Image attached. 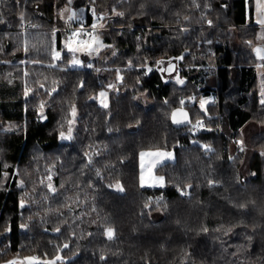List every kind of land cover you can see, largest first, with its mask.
Returning a JSON list of instances; mask_svg holds the SVG:
<instances>
[{"label":"trees","instance_id":"16d2710c","mask_svg":"<svg viewBox=\"0 0 264 264\" xmlns=\"http://www.w3.org/2000/svg\"><path fill=\"white\" fill-rule=\"evenodd\" d=\"M67 2L0 0V264H264V131L238 142L264 125L253 0H78L107 26L91 67L54 32ZM147 150L175 154L163 188L141 186Z\"/></svg>","mask_w":264,"mask_h":264},{"label":"rangeland","instance_id":"374dc122","mask_svg":"<svg viewBox=\"0 0 264 264\" xmlns=\"http://www.w3.org/2000/svg\"><path fill=\"white\" fill-rule=\"evenodd\" d=\"M78 0H68L65 7L60 12L61 19L65 22L64 26H66L67 21H77L82 19H87L88 9L86 6H78ZM254 4V13H253V21L256 26L259 27L258 31V41L261 46L264 47V23H258V21L264 20V0H253ZM90 12L94 11L101 17V22L98 25V33L89 35V38L86 41H80V31L78 30H65L67 34L64 36L63 45L64 50L69 54L70 64L73 67H81V66H93V60L98 56L100 50H102L105 46L103 40L100 36V33L107 29L106 23H103V14L97 12L93 5L90 7ZM89 12V14H90ZM59 27V28H63ZM63 30V29H62ZM56 32L59 29L56 28ZM64 31V30H63ZM233 44L236 43V37H233ZM91 44V47H87L86 45ZM69 48L76 49L75 51H69ZM61 58V53H55V62L50 67H57V60ZM73 59L80 61L79 64H73ZM167 66V65H165ZM49 67V66H48ZM150 71V69H148ZM257 74H258V89H259V101L261 103L264 100V60H260L257 65ZM121 80V76L118 77ZM103 96L101 94L97 97V101L102 106L108 105V93L103 92ZM214 100L213 96L203 97L201 100V104L205 106L207 103L212 102ZM264 104V103H263ZM44 111V106H41L40 112ZM77 115L74 112L73 118L71 120V125L69 131L63 133L60 137L61 141H69L72 138V135L77 127ZM264 131V125H257L254 123H248L245 125L241 131L242 135L240 140L238 141L243 150L248 149L249 141L251 137L259 132ZM234 146V145H233ZM248 152V151H247ZM158 153H165V156H158ZM250 156V154H249ZM175 160V154L173 151L169 150H147L143 151L140 154V183L142 187L147 188H163L165 187L164 179L155 174V168L158 165H161L166 162H171ZM247 164V161L245 162ZM52 178V177H51ZM26 258H35L36 264H52L56 259H48V258H37L34 256L17 258L15 261L23 262V264H29V260Z\"/></svg>","mask_w":264,"mask_h":264},{"label":"built area","instance_id":"2783aa9c","mask_svg":"<svg viewBox=\"0 0 264 264\" xmlns=\"http://www.w3.org/2000/svg\"><path fill=\"white\" fill-rule=\"evenodd\" d=\"M89 21L86 19H80L75 21H67L66 22V26L63 28H57L59 30H78L80 31V41H86L89 38V35L92 34H97L98 33V25L101 22V17L99 14H97L96 12L92 11L89 14ZM35 27V26H34ZM56 28L54 29V32ZM183 101H193L194 97H189V98H182ZM205 127V122L204 121H200L198 122L196 125H194L192 127V131L194 133H198L201 129H203ZM163 197V193H160L158 196V199Z\"/></svg>","mask_w":264,"mask_h":264},{"label":"water","instance_id":"95a60500","mask_svg":"<svg viewBox=\"0 0 264 264\" xmlns=\"http://www.w3.org/2000/svg\"><path fill=\"white\" fill-rule=\"evenodd\" d=\"M256 48H260L262 50H264V47L261 46V45H257L255 47ZM254 49V57L257 59V60H264V59H261L260 57L261 56H264V51H262L259 55L257 54V52L255 51ZM176 63L175 62H172V63H169L166 67V70H165V73L166 75H170V74H173L175 71H176ZM180 113H184L186 115H180ZM174 114H177L176 115V120L180 121L179 123H177L176 121H174L173 119V115ZM170 120H171V124L174 128L176 129H182V128H186L188 127L191 122H192V118H191V114L190 112L185 109V108H177V109H174L171 113V116H170Z\"/></svg>","mask_w":264,"mask_h":264},{"label":"snow or ice","instance_id":"6c2138e0","mask_svg":"<svg viewBox=\"0 0 264 264\" xmlns=\"http://www.w3.org/2000/svg\"><path fill=\"white\" fill-rule=\"evenodd\" d=\"M120 15H122V13H121ZM209 23H211V22L209 21ZM258 23H264V20L258 21ZM86 46L90 48V47H91V44L86 45ZM75 50H76V49L69 48V51H75ZM255 51H256L257 54L259 55V54H260L262 51H264V50H262V49H260V48H256ZM260 58H261V59H264V56H261ZM79 63H80V61H77V60L73 59V64H79ZM88 66L91 67V65H88ZM42 87H43V86H42ZM103 95H104V94L101 93V96H103ZM181 103H183V101H182ZM261 103H264V100H262ZM105 106H106V105H105ZM201 107H203V104L201 105ZM176 115H177V114H174V115H173V119H174V121H176L177 123H179L180 121L176 120ZM180 115H186V114H184V113H180ZM157 155H158V156H165V155H167V154H165V153H158ZM49 187H50V186H49ZM118 190H121V191H122L123 189H122V188H119ZM57 231H58V229H57ZM107 234H108V237H109V238H112V236H113V230H112V229H109ZM63 247L67 248L68 245L65 244ZM26 259L29 260V264H36L35 258H26ZM55 259H56V260H61L62 258L59 257V256H57ZM9 264H23V262H19V261H15V260H13V261H9ZM52 264H55V261H53Z\"/></svg>","mask_w":264,"mask_h":264}]
</instances>
